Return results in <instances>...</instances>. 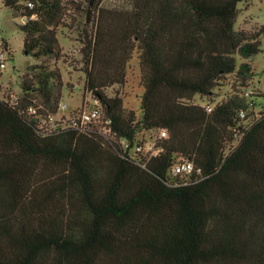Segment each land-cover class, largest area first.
Wrapping results in <instances>:
<instances>
[{
    "label": "trees",
    "instance_id": "trees-1",
    "mask_svg": "<svg viewBox=\"0 0 264 264\" xmlns=\"http://www.w3.org/2000/svg\"><path fill=\"white\" fill-rule=\"evenodd\" d=\"M84 1L96 14L81 34L85 89L111 133L48 123L62 101L57 68L0 96V264H264V86L249 84L264 25L235 28L248 0ZM1 2L27 18L25 54L59 59L58 28L79 0ZM134 55L139 115L104 91L125 82ZM162 129L156 155L130 151ZM181 158L188 175L171 173Z\"/></svg>",
    "mask_w": 264,
    "mask_h": 264
},
{
    "label": "rangeland",
    "instance_id": "rangeland-1",
    "mask_svg": "<svg viewBox=\"0 0 264 264\" xmlns=\"http://www.w3.org/2000/svg\"><path fill=\"white\" fill-rule=\"evenodd\" d=\"M81 2V9L75 10L70 6L64 18V26L58 28L57 39L61 48L59 59L53 57L37 58L33 55L25 54L22 49L23 32L19 28L21 23L19 18L14 19L8 7L3 6L0 0V50L4 44L7 50H3L4 68H0V96L9 99H15L21 93V81L24 74L32 75L38 70L57 68L61 76V96L62 101L66 103V108L59 111V116H67L76 110L82 101L90 102L91 96L85 89V75L83 72V62L79 49L81 47L82 29H90L94 26L96 14L86 8L84 0ZM101 6L104 7H128L129 0H102ZM88 17V18H87ZM88 19V21H86ZM264 25V0H248V2L238 3V14L235 21L236 29L252 31L259 26ZM260 52H258L249 61L254 71V75L249 84L252 88L262 89L264 86V35L260 37ZM238 58V62L243 59ZM233 75H228L226 81L232 82ZM107 95L118 94L122 97L123 106L126 109H132L136 115H139V99L143 91L140 81V72L137 58L134 55L126 67L125 82L121 85L114 84L104 88ZM227 85L218 88V97L221 99L229 93ZM193 102L202 103L204 98L195 95ZM155 130L147 131L141 135L145 140L150 134L155 135ZM234 145V144H233Z\"/></svg>",
    "mask_w": 264,
    "mask_h": 264
},
{
    "label": "built area",
    "instance_id": "built-area-1",
    "mask_svg": "<svg viewBox=\"0 0 264 264\" xmlns=\"http://www.w3.org/2000/svg\"><path fill=\"white\" fill-rule=\"evenodd\" d=\"M19 20L21 23H24L27 18L25 16L19 17ZM3 46L2 50H0V68H4V55H3ZM66 108V103L60 102L58 105V113L56 115H49L48 116V123H53L54 121H61L66 122L71 126H74L80 130H84L89 128L92 124H100L99 131L102 134L110 135V119L103 116V113L101 112V104L99 102V99L97 97H92L90 102H84L82 99L80 106L72 111V115L70 116V113L67 116L64 115H58L59 111ZM212 106L210 104L205 105V109L207 111H210ZM30 111H34V108L30 107ZM240 116H244V112L240 111ZM166 137V131L165 130H158L154 134H150L147 139H145L142 142H137L132 144L131 146V152L132 153H140L143 156H153L156 155L161 149L156 144V139H162ZM120 144L123 149H127L129 147V142L126 139H120ZM193 171V164L188 159H178L175 161L171 167V173L174 175L177 174H183L188 175Z\"/></svg>",
    "mask_w": 264,
    "mask_h": 264
}]
</instances>
